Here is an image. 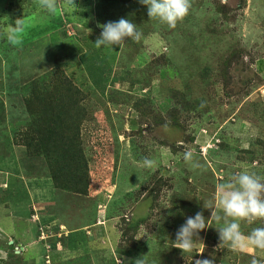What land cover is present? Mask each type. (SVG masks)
Returning a JSON list of instances; mask_svg holds the SVG:
<instances>
[{
	"label": "rangeland",
	"instance_id": "374dc122",
	"mask_svg": "<svg viewBox=\"0 0 264 264\" xmlns=\"http://www.w3.org/2000/svg\"><path fill=\"white\" fill-rule=\"evenodd\" d=\"M9 1L0 0V103L7 106L6 113L0 115V131L23 117L21 97L15 93L19 83L50 72V68H60L71 78L74 75L83 81L87 78L83 86L90 83L96 91L92 95L96 94L97 99L86 97L82 106L89 111L94 106L97 112H94L96 122H88L82 129L91 173L89 195L78 197L75 202L63 200L67 210L60 205L54 212L53 215H59L58 223L65 225L60 236L55 229L40 230L38 226L32 228V236H21L23 239L16 238L11 231H0V264H75L82 263L86 255L91 256L93 264H135L140 259L144 264H156L162 258L171 264H195L204 259H210L213 264H239L240 261L244 262L241 264L254 261L264 264V250H234L221 243L218 234L217 241L211 232L207 233L208 226L215 221L210 220L212 209L206 208L215 198V185L231 173L232 165L264 176V154L259 145L264 141V0H190L191 12L175 27L148 17V25L141 29L142 33H148L142 38V50L147 55L142 62L137 57L126 56L125 44L113 49H98L94 45L102 31L101 25L112 21L109 17L113 14H119L117 21L131 17L137 21L136 13L140 12L141 17L142 7L137 12L133 7L139 0L117 8L104 3L107 0L101 4L96 0H74L78 10L73 0H58L60 11L51 17L40 6L41 0H14L11 4ZM99 15L108 20L93 22ZM17 19H24L25 24L21 43L14 45L6 38L5 25L7 20L14 27ZM6 46L11 49L8 51ZM151 57L155 62L149 68ZM129 61L131 71L142 72L135 74L140 82L148 81L147 72L155 71L162 76L168 70V75L162 78L169 80L170 94L180 98L181 93L186 104L195 106L194 114L188 115V106L183 111L174 110L175 99V103L169 100L160 110L152 104L143 112V118L133 106L112 105V99L105 102V91L110 87L128 91L129 85L121 88L119 80L112 84L119 73L121 78L126 76L123 69L128 68ZM156 75L155 81L159 80ZM17 78H23L24 82ZM142 93L149 92L144 89ZM123 109V121L115 122L117 125L111 128L106 112V115L118 114ZM11 114L15 115L11 117ZM173 115L179 117L180 124L171 119ZM182 127H186L185 132ZM220 142L227 144L228 150L218 145ZM241 150L257 152V158L254 162H243L238 158ZM0 152V158L17 157L21 161L19 151L14 148L3 152L0 149ZM187 153H191L190 160L185 158ZM144 158L155 160V166L145 167ZM4 165V168H13L10 164ZM128 166L135 172L130 174L132 169ZM129 176L137 180L130 184ZM0 179L5 180V187L9 189L3 192L0 188V199L4 198L3 202L12 210L6 211L5 217L14 213L15 218H29L32 210L34 215L30 220L38 221L34 207L41 195L47 199L46 214L50 216L56 210L48 177L41 178L39 181L45 179V183L37 187L34 183L39 181L22 178L25 181H18L20 190L15 191L12 180L9 187L7 177ZM160 180L162 187L158 186ZM190 185L195 189L192 197L202 204L200 210L209 221L194 237L197 245L193 252L182 253L175 245V238L184 223L176 224L168 232L163 224L167 220L179 221L176 214L171 216L169 212L167 196L190 189ZM155 187L157 190L152 193ZM151 193L153 197H160L161 193V209L136 211L134 202ZM30 202L29 210L26 205ZM138 223L141 227L135 233L133 228ZM18 227L19 233L22 232L24 226ZM60 239L59 251L51 252L49 246Z\"/></svg>",
	"mask_w": 264,
	"mask_h": 264
},
{
	"label": "trees",
	"instance_id": "16d2710c",
	"mask_svg": "<svg viewBox=\"0 0 264 264\" xmlns=\"http://www.w3.org/2000/svg\"><path fill=\"white\" fill-rule=\"evenodd\" d=\"M96 1L97 3L100 4L102 3V0L100 1L96 0ZM13 2L14 0H10L9 4ZM107 2L110 5H115L117 8L122 6V4L123 5L130 4L132 0H107L104 3ZM136 2H138V0H136ZM140 7H142L141 17H139L140 12H137L138 10L140 11ZM144 7L146 6H143L140 2L138 4H135V6L133 7V9H135V11L137 12L136 14L138 16V20L141 18V21L140 20L133 21L132 17L130 19L139 26L140 30L144 29L143 26L148 25L149 23L148 21L149 16L145 12L147 11V9H144ZM190 12L191 10H189V13ZM117 16H119V14L117 15L113 14L112 16L109 17V19L115 22L117 21ZM97 19L99 20V22L100 21L106 22L108 20V19L106 20V17L99 15L97 16V18H94L92 21L96 22L98 21ZM146 34L148 33L143 32V37ZM142 42L143 39H141L139 42H133V40L131 39L125 41V50L127 51L126 56H130L132 58L137 57L141 60L140 62L146 59L145 57H147V55L142 50L143 49ZM5 48L8 51L11 49V48L8 49L7 46ZM78 52L80 51L78 50ZM150 61H152V64L149 66V68L152 67L155 60L153 57H151ZM231 61L232 60H228L229 63ZM130 65L132 66L131 61H129V65L126 66L128 68L123 69V71H125L126 76H124V78H121L119 73L118 79H116L115 76L112 84L113 86L115 84L114 82L119 80L118 82H120L121 88H125L124 86L126 84L129 85V87L127 88L128 91L127 92L118 91V87H110L105 91V95H106L105 102L112 99L111 101L113 102L112 105H118L119 107L121 105L133 106L134 111H137L138 114H140L143 118L144 116L143 112H145V110L147 111L148 108L150 109L152 104L158 107L160 110L165 105L168 104L169 100H171L170 101L171 103H175L176 100V105H174L173 108L174 110L178 108L179 110L183 111L188 106V112L190 113L188 115L189 116L192 115L193 111L195 110V106L191 104L189 105L186 104V99L185 97L182 96L181 93H179L180 98H176L175 93L170 94L171 91L167 87L169 80L165 81L164 80L165 78L164 79L162 78L168 75V70L164 71V74L162 76H160L159 73L158 75H156V73H154L155 71L147 72L146 74L149 75L148 81H146L147 79L144 78L145 80L140 82V80L137 81L138 79L135 77V74L139 72L142 74V72L131 71ZM154 75H156L159 80L155 81ZM200 76L202 77V74ZM16 80H20V82H24L23 78H17ZM85 80L88 79L84 78V81L80 80L77 75H74V78H71L67 76V74L64 71H62L60 68L58 69L56 67V68H50V72L48 71L45 74H42L35 79H32L30 81L26 80L28 81L26 83H19L20 87L18 86V89L15 90L16 91L15 93L20 94L21 97L20 106L22 107L21 115L23 117H20L18 120H14L13 122H11L6 128V130L4 129L0 131L1 134L0 149L6 150L8 148L9 149L14 148V150L19 151L21 157L20 158L21 161L19 162L21 167L20 171H22L23 173L22 176L23 178L33 179L38 182L41 178L48 177L50 178L52 186L55 190L65 192L68 194L84 196V197L89 195L92 184H91L89 161L85 154L84 145H83L82 129H84L83 127L88 122L94 123L92 122V120L95 119L94 112H97L94 106L91 109L92 111L91 110L89 111L88 109L82 106V102L86 99V97H88L89 99L92 97L94 100L97 99L96 94L92 95L93 92L96 93V91L91 88L90 83H89L90 89L88 85L83 86L85 85L86 82ZM85 88L88 90H86ZM141 89L143 90L146 89L149 93L143 94L142 93L143 90ZM9 93L11 95V89L9 90ZM125 94H127L126 97L123 96ZM196 103H198V101ZM97 105H99L100 107L99 103H97ZM202 106H205V104ZM101 107H104V105H101ZM133 108L130 110L133 111ZM6 110H7V106L6 105L4 106V103H0V115L5 114ZM8 112H10V109ZM118 112H119L118 114L110 113L109 115H106L107 112L105 114V117L109 121V124H111V128H115V126L117 125V123L115 122L121 124V122L123 121L124 117L122 113L124 112V109L118 110ZM14 115L15 114H11V117H13ZM24 115L27 117L25 118ZM131 117H132V113H131ZM171 119L174 122H177L176 123L177 125L181 123V121H179V117H177L176 115L171 116ZM0 127H2L1 123H0ZM182 129H184L185 132L186 127H182ZM173 130L177 131L178 129L173 128ZM182 132L180 131L178 133L182 134ZM218 145H220L224 150H228L227 144L220 142ZM259 145L262 146L263 154H264V141L263 143H259ZM3 153L5 154V151ZM256 153L246 150H241L239 151L238 158L243 162L244 161L247 163L254 162V160L257 158L258 155ZM128 168L130 170L132 169L130 171V174L132 172H135L132 166H128ZM235 168L236 167L232 165L231 168L229 169L231 173L223 177L222 181H219V183L230 180L231 176L233 177V175L237 174L242 169L240 167L236 169ZM147 172L145 174H147ZM157 175L160 176V172H158ZM133 178L135 181L137 180L136 177ZM134 180L132 179L131 176H129L128 181L130 184H132ZM186 185H189V183L187 182ZM158 186L162 187V180L158 181ZM193 187H194L193 185H190V189L174 191L167 196V199H169L170 201L169 212H171V216L172 214H176L177 215L176 218L179 219V221L177 220L165 221L163 224V228L166 230V232L170 231L172 228H175V225L179 224L180 222L185 223L183 217L188 218L194 216L197 212H202L200 210L202 204L196 203V200L192 197V195L195 194V189ZM154 190H157V187H155V189L152 190V193L154 192ZM152 193L146 195L147 198H144L143 200H136L134 202L133 205L137 207L136 211H145V210L150 211L153 210L154 207L161 209L160 208L161 205L159 204V201L161 200V198H163L161 196V193H160V197L159 196L153 197ZM3 200L4 198L0 199V206L2 204H6L3 202ZM6 205H7L6 208H10L9 204ZM52 212L54 213V211ZM131 220L132 221L135 220V217H132ZM213 223H214L213 225L208 226L210 230L207 233L210 234L211 232L212 236H215L218 241L217 228L220 225L217 224L216 222ZM240 223H241V230L245 234H248L252 231V229L256 227H264V218L257 219L253 223H248L246 221H241ZM36 226H38L39 229L43 228L42 227L43 224L40 222L36 223ZM139 227H141L140 223H138L133 228V231L137 233ZM61 238L63 239V237ZM62 239L56 241V243L51 244L49 246L51 252L59 251L57 250V247H59L57 245L58 242L62 241ZM211 240L215 242V239H211ZM224 248H226L228 252L229 250L231 251V249H229L225 245ZM234 252H239V251H234ZM233 255L238 256L236 253H233ZM90 257H91L90 255H86L82 260V263L75 262V264H93L92 258ZM165 260L166 259L162 258L160 259V261H157L156 264H171L169 261H165ZM149 261H151V259H149ZM66 263L69 264V262ZM220 263L228 264L227 262H220ZM241 263L244 262L240 261L239 264ZM59 264H65V263L61 262Z\"/></svg>",
	"mask_w": 264,
	"mask_h": 264
},
{
	"label": "clouds",
	"instance_id": "9594fccd",
	"mask_svg": "<svg viewBox=\"0 0 264 264\" xmlns=\"http://www.w3.org/2000/svg\"><path fill=\"white\" fill-rule=\"evenodd\" d=\"M139 2L147 7L150 18L170 27H175L177 22L189 13L191 7L190 0H139ZM73 3L76 5L74 0ZM40 6L49 17L55 16L60 11L58 0H41ZM24 24V19H17L13 27L9 26L6 20L5 26L8 31L5 35L9 43L14 45L21 43L20 37ZM101 28L100 36L94 43L98 49H113V46L120 48L129 39L139 42L143 37L139 26L127 18H120L115 22L109 21L101 25ZM185 158L190 160L191 153H187ZM142 163L145 167L152 168L156 161L144 158ZM206 208L212 209L210 220L220 225L217 230L221 243L238 250L248 248L264 250V227H256L245 234L241 230L240 223L241 221L253 223L257 219L264 218V176L241 170L230 180L217 183L215 198L209 201ZM208 221L202 212H197L180 226L176 232L175 245L182 253L193 252L197 245L194 237L208 226ZM135 264H144V261L140 259ZM195 264H213V262L210 259H204L197 260ZM253 264L256 262L254 261Z\"/></svg>",
	"mask_w": 264,
	"mask_h": 264
},
{
	"label": "crops",
	"instance_id": "0c3cea01",
	"mask_svg": "<svg viewBox=\"0 0 264 264\" xmlns=\"http://www.w3.org/2000/svg\"><path fill=\"white\" fill-rule=\"evenodd\" d=\"M92 122L95 123L96 121L92 120ZM2 152H3V150H2ZM4 163L12 165L13 168L12 169L4 168V166H5ZM20 169H21V167H20V164H19V161H18L17 157L16 158L11 157L8 160L0 158V178H1V176L7 177L6 180H7V184H8L9 187L11 186L9 184V182L12 180L13 181L12 188H13L14 191L16 190V188L17 189L20 188L18 181H23V182L25 181L24 179H22L23 178L22 177L23 173H22V171H20ZM15 180H16V183H15ZM0 182H2L0 188H2L3 191L9 190V189H6V187H5V183H4L5 180L1 181V179H0ZM48 182H49V186L51 188L52 196H54V201H55V204H56V210L54 212L58 211V208H59L60 205H64V208H65V204L63 203V200H67V201H70V202H72V201L75 202V199H78V197L79 198L83 197V196H78V195H74V194H68V193H65V192H61V191L55 190L53 188V186H52L50 178H48ZM44 183H45V179L42 180V181H39L38 183H34V184L37 187V186H39L41 184H44ZM16 193H18V192H16ZM41 196H43V195H41ZM41 196H39V198L37 200H35L37 203H36V206L34 207V210H36V214L35 215H39L38 221H33V220L31 221L30 220V218L33 217V215H34L32 210L30 211V217L29 218L18 219V218H15L16 216H15L14 213H11V214L8 213V215L10 216L9 218L5 217L4 213L6 211H12V210H10L9 208H6V206H7L6 204H2L0 206V213H2L3 218L0 219V231L1 232L11 231L12 234L16 238L23 239V238H21V236H23L25 238L32 236V228L34 226H36V223L40 222V223L43 224L42 227L45 228V230L48 231V230L55 229V230H57V232L60 233L62 227L65 228V225L64 224L61 225V224L58 223V220H59L58 213H56V215H53L55 213L50 212L49 213L50 216L48 214H46L45 208L47 206H45V202L47 201V199L45 200V198L41 197ZM31 203L32 202H30V203H28L26 205L29 210L31 208ZM65 209L67 210V208H65ZM18 224L21 225V226H24L22 232H20V233L18 231V228H19ZM57 224H59V227L56 226ZM61 234L62 233L58 234L57 236H60ZM37 240H39V238ZM32 242H33V240H32ZM248 249H250V248H248Z\"/></svg>",
	"mask_w": 264,
	"mask_h": 264
}]
</instances>
